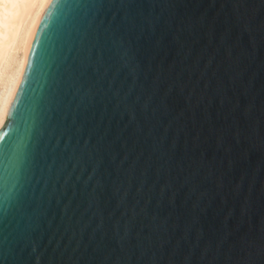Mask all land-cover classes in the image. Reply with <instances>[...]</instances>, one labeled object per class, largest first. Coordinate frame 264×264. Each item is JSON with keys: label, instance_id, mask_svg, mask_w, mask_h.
<instances>
[{"label": "water", "instance_id": "95a60500", "mask_svg": "<svg viewBox=\"0 0 264 264\" xmlns=\"http://www.w3.org/2000/svg\"><path fill=\"white\" fill-rule=\"evenodd\" d=\"M231 2L167 0L169 7L162 0H132L134 7L129 11L162 21L205 17L215 22L212 34L193 33L188 38L189 51L183 63L191 66L194 82L206 69L211 80L208 92L211 102L202 106L198 124L201 116L206 117L205 129L223 127L226 117L246 124L242 113L247 110L251 114L255 137L251 142L245 140L233 146L237 159L231 178L235 182L244 175L243 194L248 197L255 219L264 211V145L261 143L264 135V0H244L249 30L233 27L228 33L225 22L230 17L228 5ZM66 11L56 5V0L46 5L29 39L23 75L12 95L15 107L29 117L41 112L37 102L47 97L53 87L58 88L60 103L54 106L50 118L45 114L41 120L37 115L35 121L33 139L37 163L30 191L38 197L41 214L29 249L21 253L19 259L10 256L9 264H33L37 255L40 257L37 264H148L151 253L141 256L136 247L137 235L149 231L151 217L156 214L165 218L169 232L178 236L188 210L183 195L177 198L176 207L171 210L158 206L156 198L145 203L147 193L158 192L165 179L156 172L158 153L153 151L154 141L174 142V158L180 159L186 150L192 122L178 123L173 119L184 107L183 99L175 94L169 97L168 112L156 120L150 112L138 111L136 119L130 121L128 112L117 105L116 100L129 87L133 90L127 102L136 94L135 90L150 92L155 75L180 57L167 42L160 53L153 56L150 39L132 46L135 71L121 65L120 49L105 40H86L83 53L79 44L71 54L67 47L61 52L58 36ZM227 48H231L230 57L226 55ZM81 55L85 64L75 65V82L65 80L69 63ZM228 65L240 71L238 80L225 78L224 70ZM218 83H223L224 103L212 96L211 89ZM115 90L118 96L114 98ZM22 126L16 120L4 123L0 129L3 136L0 147L10 145ZM202 147L209 154L216 151L211 139ZM118 174L125 180L128 192L127 211L123 206L118 207L116 200L106 202V197L90 200L89 194L97 178L107 177V185ZM138 188L144 191L143 197L137 192ZM229 204L236 206V201ZM2 211L0 209V214ZM223 224L219 201L213 200L200 215L198 226L207 238ZM117 225L128 230V243L123 250L115 233ZM31 247H35L37 253L29 255ZM156 255L167 264V246ZM192 264H201L198 255L192 256Z\"/></svg>", "mask_w": 264, "mask_h": 264}, {"label": "snow or ice", "instance_id": "6c2138e0", "mask_svg": "<svg viewBox=\"0 0 264 264\" xmlns=\"http://www.w3.org/2000/svg\"><path fill=\"white\" fill-rule=\"evenodd\" d=\"M39 3L51 5L52 0H0V40L10 20L3 5L18 9ZM162 3L171 7L167 0H162ZM56 5L67 10L63 13L59 28L61 52L67 47L71 54L72 49L79 44L80 52L83 53L86 40H105L120 49L121 65L135 71L132 46L150 39L153 56L158 55L167 42L175 47L176 55L180 57L166 68H161L153 78L150 92L145 94L135 90L136 94L127 102L126 98L133 90L129 87L116 100L117 105H122L128 112L130 121L136 119L138 111L150 112L156 120L168 112L169 97L175 94L183 99L184 107L173 119L178 123L192 122L182 158H174V142L166 144L162 139L154 141L153 151L158 153L156 172L165 179L159 185L158 192L147 193L145 203L156 198L158 206L171 210L176 207L177 198L183 195L188 210L180 234L175 237L169 232L167 220L153 214L149 231L136 237V247L141 256L151 253L148 264H164L156 254L167 246V264H192L194 254L199 256L201 264H264V211L254 219L255 214L248 203V197L243 194L244 175L235 182L231 178L237 159L232 151L233 146H238L245 140L251 142L255 137L256 128L251 114L247 110L242 113L246 124L226 117L223 127L205 129L204 116L200 117L198 124L197 117L202 106L211 102L208 95L211 80L206 69L194 82L191 66L183 63V57L189 51L188 38L193 33L212 34L215 22L205 17L184 21L170 18L162 21L143 13L133 14L129 11L134 7L132 0H56ZM228 6L231 13L225 22V31L230 33L233 27L249 30L250 20L244 12V0H232ZM225 52L229 57L232 55L231 48H227ZM77 63L85 64L82 55L74 57L69 63L65 80L75 82L73 77ZM224 75L228 81H236L240 77V71L228 65ZM211 91L212 96L219 97L220 102L224 103L223 83L216 84ZM112 96L117 97L118 90L113 91ZM13 99L14 96L5 97L0 94V122L16 120L18 124H23L13 142L6 148L0 147V209L3 210L0 214V252L3 253L0 264H9L10 256L19 259L20 254L30 247L32 233L41 214L38 197L34 191H30L37 163L33 129L37 115L41 120L45 114L50 118L54 106L60 103L58 88L53 87L47 97H42L37 102L41 112L29 117L15 107ZM232 110L229 109L230 112ZM29 123H32L31 128ZM2 139L3 136H0V140ZM208 139H211L216 148L211 154L202 147ZM261 143L264 145V135ZM107 179L97 178L89 194L90 200L94 202L106 197V202L116 200L117 206H123L127 211L128 192L125 180L118 174L106 185ZM137 192L141 197L145 195L141 188ZM213 200L219 201L224 224L211 237L206 238L198 226L199 218ZM230 201H236V206L230 205ZM229 221L232 223L229 224ZM115 233L119 236L122 250L126 249L127 227L117 225ZM34 253H37V249L31 247L28 254ZM39 260L37 255L33 264H37Z\"/></svg>", "mask_w": 264, "mask_h": 264}, {"label": "bare ground", "instance_id": "6f19581e", "mask_svg": "<svg viewBox=\"0 0 264 264\" xmlns=\"http://www.w3.org/2000/svg\"><path fill=\"white\" fill-rule=\"evenodd\" d=\"M46 5L39 3L18 9L3 5L10 17L0 40V94L5 97H12L23 75L25 50ZM3 125L0 122V129Z\"/></svg>", "mask_w": 264, "mask_h": 264}]
</instances>
